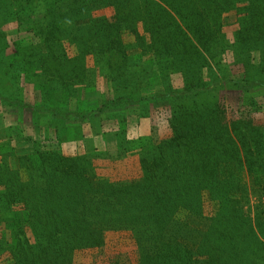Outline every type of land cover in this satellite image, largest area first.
Listing matches in <instances>:
<instances>
[{
	"label": "trees",
	"instance_id": "1",
	"mask_svg": "<svg viewBox=\"0 0 264 264\" xmlns=\"http://www.w3.org/2000/svg\"><path fill=\"white\" fill-rule=\"evenodd\" d=\"M14 1L24 10L21 17L25 16L17 20L18 26L41 39L52 41L57 35H67L79 48L86 45L83 38L93 36L99 42L98 48L105 45L106 52L117 48L115 54L126 49L120 43L121 32L136 35L134 24L141 18L150 22L151 31L155 30V43L159 41L177 62L189 65H181L188 84L181 94L173 93L170 97L175 103L169 120L172 135L137 145V180L123 184L97 182L79 158L66 160L64 165V159L55 153L40 154L39 164L56 168L37 172L26 168L28 174L33 172L27 179L29 184L24 185L25 177L18 173L11 178L0 176V197L6 196L0 203L6 207L21 203L27 210L28 226L39 230L38 241L44 245L32 247L26 241H18L15 264H72L74 252L100 246L104 233L109 231L131 235L139 254L138 264H228L237 252L251 251L252 245L259 247L255 232L264 238V206L259 201L257 210H262L253 220L245 208L249 194L259 198L264 193V127L253 124L244 115L229 123L225 121L216 104L215 92L220 86L216 87L214 73L204 57L186 44L187 33L177 21L213 58L219 42L213 41V33L208 34L201 11L213 8L212 12L217 14L237 2H249V18L244 21H252L251 35L258 33L264 39V0L258 4L255 0H159L163 4L149 1L145 18L135 9H126L132 0H105L118 9L115 21L109 24L87 18L86 8L102 3L100 0H45L41 14L31 17L27 6H39L40 0ZM195 57L207 63L200 68L208 70L212 83L205 85L202 78L191 75L197 66L192 60ZM260 69L264 70V66ZM240 83L227 84L240 87ZM206 98L212 103H206ZM188 102L203 107H187ZM242 166L247 168L249 191L241 179ZM31 183H36V195ZM206 194L213 206L209 216L204 214L202 200ZM42 195L55 196L64 210L71 203V217L61 216L58 220L51 203L42 200Z\"/></svg>",
	"mask_w": 264,
	"mask_h": 264
},
{
	"label": "rangeland",
	"instance_id": "2",
	"mask_svg": "<svg viewBox=\"0 0 264 264\" xmlns=\"http://www.w3.org/2000/svg\"><path fill=\"white\" fill-rule=\"evenodd\" d=\"M100 1L86 8L88 20L114 22L118 9L110 1ZM149 1L163 4L159 0H132L126 9H135L145 18ZM9 2L0 0V176L11 178L18 173L25 177L24 185L29 184L33 172L28 174L26 168L34 172L56 168L39 164L40 154L55 153L64 159V165L66 160L79 158L89 170L88 175H95L97 182L123 184L137 180L140 174L137 145L172 135L169 120L175 103L170 97L173 93L181 94L188 84L181 65H189L177 62L159 41L155 43V30L151 31L150 22L141 18L134 24L136 35L121 32L120 43L126 49L115 54L117 48L107 52L105 45L98 48L99 42L93 36L83 38L86 45L79 48L67 35H57L52 41L41 39L18 26L17 20L25 17H21L24 10L14 0ZM43 2L46 1L40 0L39 6L28 5V17L41 14ZM248 6L249 2H237L217 14L212 12L213 8L200 6L204 8L201 14L205 15L208 34L213 33V41L219 42L213 58L177 22L187 33L186 44L204 57L214 73L216 87L220 86L215 92L216 104L225 121L229 123L244 115L253 124L264 127V70L260 69L264 66V39L258 33H249L253 30L252 21H244L249 18ZM103 52L106 53L101 56ZM192 60L197 66L191 75L202 78L205 85L212 83L208 70L200 68L206 62L196 57ZM235 81L241 82L240 87L227 84ZM205 100L212 103L208 98ZM186 106L203 107L191 102ZM240 175L249 191L246 167L240 168ZM36 189V183H31L35 195ZM41 199L51 203L58 220L61 216L70 218L74 211L71 203L64 210L55 196L42 195ZM202 200L204 214L211 215L209 196L204 195ZM259 201L264 206V193L259 198L249 194L245 211L250 220L262 210H257ZM27 219V210L21 203L8 207L0 203V264H15L18 241H26L32 247L42 244L38 241L39 230L31 229ZM255 236L259 247L252 245L251 251L237 252L228 264H264V238L257 231ZM138 260L131 235L109 231L104 233L100 246L74 252L72 264H138Z\"/></svg>",
	"mask_w": 264,
	"mask_h": 264
}]
</instances>
